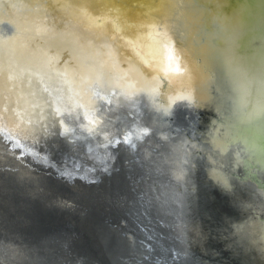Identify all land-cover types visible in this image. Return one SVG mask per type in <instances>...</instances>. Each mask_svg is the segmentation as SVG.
<instances>
[{"label": "water", "instance_id": "95a60500", "mask_svg": "<svg viewBox=\"0 0 264 264\" xmlns=\"http://www.w3.org/2000/svg\"><path fill=\"white\" fill-rule=\"evenodd\" d=\"M0 9V40L20 19L16 109L61 171L54 151L69 160L104 232L157 264H264V0Z\"/></svg>", "mask_w": 264, "mask_h": 264}, {"label": "bare ground", "instance_id": "6f19581e", "mask_svg": "<svg viewBox=\"0 0 264 264\" xmlns=\"http://www.w3.org/2000/svg\"><path fill=\"white\" fill-rule=\"evenodd\" d=\"M0 15L13 20L7 10ZM17 20L0 40V264H157L128 237L104 232L103 212L82 193L69 160L54 151L61 171L50 149L44 151L38 118L16 109L21 88L10 61L20 49ZM72 177L81 184L78 192ZM81 196L95 211L88 212Z\"/></svg>", "mask_w": 264, "mask_h": 264}, {"label": "snow or ice", "instance_id": "6c2138e0", "mask_svg": "<svg viewBox=\"0 0 264 264\" xmlns=\"http://www.w3.org/2000/svg\"><path fill=\"white\" fill-rule=\"evenodd\" d=\"M146 132H147L146 129H136L135 130L136 138L137 139L141 138L142 135L146 134ZM132 136H133V133L132 132H129V133L125 134V136H124L125 142L126 143H131L132 142Z\"/></svg>", "mask_w": 264, "mask_h": 264}]
</instances>
